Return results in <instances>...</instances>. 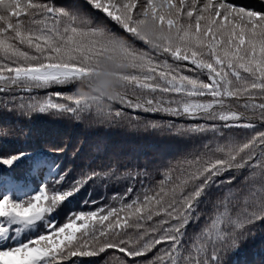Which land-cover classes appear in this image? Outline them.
I'll return each mask as SVG.
<instances>
[{
  "label": "snow or ice",
  "instance_id": "snow-or-ice-1",
  "mask_svg": "<svg viewBox=\"0 0 264 264\" xmlns=\"http://www.w3.org/2000/svg\"><path fill=\"white\" fill-rule=\"evenodd\" d=\"M0 142V264H256L264 0H0Z\"/></svg>",
  "mask_w": 264,
  "mask_h": 264
},
{
  "label": "trees",
  "instance_id": "trees-1",
  "mask_svg": "<svg viewBox=\"0 0 264 264\" xmlns=\"http://www.w3.org/2000/svg\"><path fill=\"white\" fill-rule=\"evenodd\" d=\"M239 2H248V0H239ZM39 126H47L45 122H39ZM61 139L68 143L79 144L83 147H87L88 144L95 143L98 139L105 140L106 143L115 145L125 152L135 151L148 152L150 155H157L169 147L167 139L163 136H146L143 133L136 134L132 132H123L120 130H110L101 133L100 136L96 134L94 130H88L78 128L74 124L71 125H55L54 126ZM2 143V142H0ZM9 147H11L9 145ZM68 163L71 164V157L68 158ZM111 193L104 187L99 188L97 191L89 190V192H81L78 194L76 200L69 206L72 210L85 209V200L96 199L102 201L105 195ZM94 205H88L86 210L94 209ZM67 211V210H66ZM264 252V241L260 239L259 233L254 241H250L246 254L240 259L254 260L256 264H259L260 254Z\"/></svg>",
  "mask_w": 264,
  "mask_h": 264
}]
</instances>
